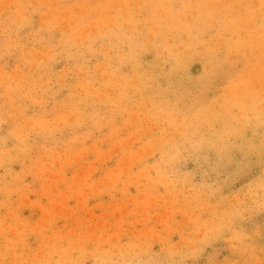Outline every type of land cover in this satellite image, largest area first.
Returning <instances> with one entry per match:
<instances>
[{
  "label": "rangeland",
  "instance_id": "rangeland-1",
  "mask_svg": "<svg viewBox=\"0 0 264 264\" xmlns=\"http://www.w3.org/2000/svg\"><path fill=\"white\" fill-rule=\"evenodd\" d=\"M3 1L0 264H264V87L259 89L264 86V0H87L89 5L86 0ZM104 63L112 65L111 69L109 65L103 67ZM143 79L150 85L146 86ZM84 80H89V89ZM77 96L82 98L80 102ZM142 99L145 105H153L143 106ZM151 120L158 124H151ZM124 124L132 125L131 129ZM132 138L135 140L131 142Z\"/></svg>",
  "mask_w": 264,
  "mask_h": 264
},
{
  "label": "bare ground",
  "instance_id": "bare-ground-1",
  "mask_svg": "<svg viewBox=\"0 0 264 264\" xmlns=\"http://www.w3.org/2000/svg\"><path fill=\"white\" fill-rule=\"evenodd\" d=\"M0 1L2 2V0H0ZM4 1H5V0H4ZM4 1H3V3H4ZM15 1H16V0H15ZM32 1H33V0H32ZM35 1H36V0H35ZM58 1H59V0H58ZM66 1H67V0H66ZM80 1H81L80 3H83L82 0H80ZM93 1L95 2V0H93ZM101 1H102V0H101ZM115 1H116V0H115ZM118 1H119V0H118ZM118 1H117V2H118ZM123 1H124V0H123ZM123 1H122V2H123ZM146 1H147V0H145L144 2H146ZM151 1H152V0H151ZM153 1H154V0H153ZM162 1H163V0H162ZM184 1H185V0H184ZM226 1H227V0H226ZM258 1H259V0H258ZM29 2H31V1H29ZM49 2H50V1H49ZM49 2H47V3H49ZM52 2H53V1H52ZM55 2H56V1H55ZM84 2H85V1H84ZM87 2H88V1L86 0V3H87ZM89 2H91V1H89ZM97 2H98V1H97ZM97 2H96V3H97ZM111 2H112V1H111ZM117 2H116V3H117ZM130 2H131V1H130ZM141 2H142V1H141ZM149 2H150V0H149ZM149 2H148V3H149ZM156 2H157V1H156ZM158 2H159V1H158ZM166 2H167V1H166ZM166 2H165V3H166ZM185 2H186V1H185ZM221 2H222V1H221ZM231 2H232V1H231ZM19 3H20V2H19ZM59 3H62V2H59ZM77 3H79V1H78ZM80 3H79V4H80ZM102 3H103V2H102ZM104 3H105V2H104ZM120 3H121V2H120ZM131 3H132V2H131ZM160 3H161V2H160ZM178 3H179V2H178ZM223 3H224V2H223ZM245 3H246V2H245ZM260 3H261V2H259V4H260ZM4 4H5V3H4ZM6 4H7V3H6ZM11 4H13V2H12ZM29 4H30V3H29ZM29 4H27V5H29ZM49 4H50V3H49ZM62 4H63V3H62ZM74 4H75V3H74ZM87 4H88V3H87ZM94 4H95V3H94ZM121 4L123 5V3H121ZM136 4H138L137 1H136ZM142 4H143V2H142ZM150 4H151V3H150ZM156 4H157V3H156ZM209 4L212 5L211 2H209ZM209 4H208V5H209ZM225 4H226V3H225ZM225 4H224V5H225ZM261 4H262V3H261ZM57 5H58V2H57ZM80 5H81V4H80ZM83 5L86 7V4H83ZM88 5H89V4H88ZM88 5H87V6H88ZM91 5H92V4H91ZM103 5L105 6V4H103ZM107 5H108V3H107ZM107 5H106V7H107ZM110 5H111V4H110ZM112 5H113V4H112ZM115 5H116V4H115ZM115 5H114V6H115ZM134 5H135V4H134ZM148 5H149V4H148ZM152 5H153V4H152ZM163 5H164V7L168 6L167 4L165 5L164 3H163ZM163 5H162V6H163ZM179 5H180V3H179ZM231 5H232V4H231ZM231 5H230V6H231ZM235 5H236V3L234 4V6H235ZM238 5H240V4H238ZM242 5H243V4H242ZM7 6H8V4H7ZM19 6H20V5H19ZM29 6H30V5H29ZM39 6H40V5H39ZM39 6H37V7H39ZM45 6H46V5H45ZM45 6H44V7H45ZM69 6H70V5H69ZM77 6H78V5H77ZM108 6H109V5H108ZM116 6H117V5H116ZM131 6H132V5H131ZM140 6H141V5H140ZM150 6H151V5H150ZM157 6H158V5H157ZM175 6H176V5H175ZM216 6H218V5L216 4ZM261 6H262V5H261ZM16 7H17V6H16ZM16 7H15V8H16ZM35 7H36V6H35ZM42 7H43V6H42ZM52 7H53V6H52ZM71 7H72V6H71ZM74 7H75V6H74ZM88 7H90V6H88ZM101 7H102V6H101ZM111 7H112V6H111ZM111 7H110V8H111ZM137 7H138V6H137ZM137 7H136V8H137ZM168 7H169V6H168ZM235 7H236V6H235ZM254 7H255V6H254ZM254 7H253V8H254ZM256 7H257V6H256ZM55 8H57V6H56ZM55 8H54V9H55ZM110 8H109V9H110ZM130 8H131V7H129V10H130ZM159 8H160V7H159ZM159 8H157V10H158ZM173 8H174V7H173ZM51 9H53V8H51ZM57 9H58V8H57ZM60 9H61V8H60ZM67 9H68V8H67ZM88 9H89V8H88ZM93 9H94V8H93ZM106 9H107V8H106ZM106 9L104 8V10H106ZM109 9H108V10H109ZM112 9H117V8H114V7H113ZM123 9H124V7H123ZM123 9H122V10H123ZM133 9H134V8H133ZM140 9H141V7H140ZM198 9H200V8H198ZM219 9H220V8H219ZM219 9H218V10H219ZM235 9H236V8H235ZM239 9H240V8H239ZM242 9H243V7H242ZM64 10H65V8H64ZM80 10H81V9H80ZM126 10H127V9H126ZM129 10H128V11H129ZM152 10H153V9H152ZM152 10L150 9L151 12H152ZM155 10H156V9H155ZM162 10H163V9H162ZM162 10H159V11H162ZM258 10H259V9H258ZM8 11H9V9H8ZM39 11H40V9H39ZM39 11H38V12H39ZM41 11H42V10H41ZM48 11L50 12V10H48ZM51 11H52V10H51ZM60 11H61V10H60ZM82 11H83V10H82ZM82 11H81V12H82ZM109 11H111V10H109ZM112 11H113V10H112ZM118 11H119V9H118ZM124 11H125V9H124ZM131 11H132V9H131ZM222 11H223V10H222ZM10 12H11V11H10ZM32 12H33V11H32ZM56 12H57V11H55V13H56ZM61 12H62V11H61ZM90 12H91V11H90ZM95 12H96V10H95ZM102 12H103V11H102ZM106 12H107V10H106ZM126 12H127V11H126ZM135 12H136V9H135ZM137 12H138V10H137ZM137 12H136V13H137ZM144 12H145V11H144ZM164 12H165V11H164ZM164 12H162V13L164 14ZM258 12H259V11H258ZM8 13H9V12H8ZM8 13H7V14H8ZM33 13H34V12H33ZM33 13H32V14H33ZM40 13H42V12H40ZM50 13L52 14V12H50ZM71 13H72V12H71ZM84 13H85V11H84ZM117 13H118V12H117ZM149 13H150V12H148V14H149ZM203 13H204V12H203ZM259 13H260V12H259ZM262 13H263V12H262ZM262 13H261V14H262ZM14 14H15V13H14ZM58 14H60V13H58ZM58 14H57V15H58ZM72 14H73V13H72ZM72 14H70V15H72ZM86 14H88V12H87ZM100 14H101V12H100ZM109 14H110V13H109ZM127 14H128V13H127ZM130 14H131V13H130ZM132 14H135L134 11L132 12ZM138 14H139V13H138ZM138 14H136V15H138ZM159 14H161V13H159ZM159 14H157V15H159ZM206 14H207V12H206ZM36 15H37V14H36ZM43 15H44V14H43ZM52 15H53V14H52ZM90 15H91V14H90ZM101 15H102V14H101ZM110 15H111V14H110ZM118 15H119V14H118ZM120 15H122L121 12H120ZM136 15H135V16H136ZM164 15H165V14H164ZM50 16H51V15H50ZM67 16H68V15H67ZM73 16H74V15H73ZM73 16H72V17H73ZM78 16H79V15H78ZM86 16H87V15H86ZM94 16H95V15H94ZM94 16H93V17H94ZM114 16H115V15H114ZM114 16H113V17H114ZM122 16H124V15H122ZM133 16H134V15H133ZM180 16H181V15H180ZM231 16H232V15H231ZM250 16H251V15H249L248 17H250ZM260 16H261V15H260ZM20 17H21V16H20ZM76 17H77V16H76ZM82 17H83V16H82ZM90 17H92V16H89V18H90ZM97 17H98V16H97ZM107 17H108V16H107ZM107 17H106V18H107ZM129 17H130V16H129ZM157 17H158V16H157ZM157 17L155 16V18H157ZM162 17H163V16H162ZM168 17H169V16H168ZM12 18H13V17H12ZM39 18H40V17H39ZM60 18H62V17L60 16ZM125 18H127V15L125 16ZM194 18H195V17H194ZM230 18H231V17H230ZM258 18H259V17H258ZM16 19H17V18H16ZM76 19H77V18H76ZM76 19H75V20L73 19V20L76 21ZM79 19L81 20V18H79ZM79 19H78V20H79ZM87 19H88V16H87ZM122 19H123V18H122ZM188 19H189V18H188ZM191 19H192V18H191ZM243 19H244V18H243ZM256 19H257V18H256ZM259 19H260V18H259ZM44 20H45V19H44ZM46 20H47V19H46ZM55 20H56V19H55ZM58 20H59V19H58ZM69 20H70V19H68V20H66V21H69ZM107 20H108V19H107ZM109 20H111V19H109ZM116 20H118V19L116 18ZM139 20H140V19H139ZM192 20H193V19H192ZM192 20H191V21H192ZM203 20H204V19H203ZM9 21H10V20H9ZM15 21H17V20H15ZM74 21H73V23H75ZM83 21H84V20H82V22H83ZM85 21H86V20H85ZM88 21H90V20H88ZM88 21H86V23H88ZM91 21H92V20H91ZM95 21H96V20H95ZM104 21H105V20H104ZM127 21H128V20H127ZM141 21H142V20H141ZM174 21H175V20H174ZM259 21H260V20H259ZM37 22H38V21H37ZM40 22H41V21H40ZM40 22H39V23H40ZM45 22H46V21H45ZM53 22H55V21L53 20ZM70 22H71V21H70ZM82 22H81V24H83ZM111 22H112V21H111ZM121 22H122V21H121ZM153 22H154V21H153ZM168 22H169V21H168ZM212 22H213V21H212ZM250 22H251V21H250ZM43 23H44V22H43ZM43 23H41V24H43ZM65 23H66V22H65ZM65 23H64V24H65ZM78 23H79V22H78ZM84 23H85V22H84ZM104 23H105V22H104ZM104 23H103V24H104ZM145 23H146V22H145ZM191 23H192V22H191ZM219 23H220V22H219ZM221 23H222V22H221ZM5 24H6V23H5ZM54 24H55V23H54ZM69 24H70V23H69ZM76 24H77V23H76ZM100 24H101V22H100ZM110 24H111V23H110ZM114 24H115V23H114ZM126 24H127V23H126ZM139 24H140V23H139ZM143 24H144V23H143ZM155 24H156V23H155ZM168 24H169V23H168ZM175 24H176V22H175ZM255 24H256V22H255ZM255 24H254V25H255ZM45 25H46V24H45ZM55 25H56V24H55ZM55 25H54V26H55ZM77 25H78V24H77ZM107 25H108V24L106 23V26H107ZM118 25H119V23H118ZM120 25H121V24H120ZM128 25H130V24H128ZM148 25H149V24H148ZM173 25H174V24H173ZM249 25H250V24H249ZM3 26H4V25H3ZM12 26H13V25H12ZM52 26H53V25H52ZM74 26H75V24H74ZM86 26H87V25H86ZM98 26H99V25H98ZM108 26H109V25H108ZM110 26H112V25H110ZM121 26H122V25H121ZM124 26H126V25H124ZM150 26H152V25H150ZM150 26H149V27H150ZM209 26H210V25H209ZM65 27H66V26H65ZM70 27H71V26H70ZM89 27H90V25H89ZM89 27L87 26V29H88ZM149 27H147V28H149ZM161 27H162V26H161ZM213 27H214V26H213ZM255 27H256V26H255ZM46 28H47V27H46ZM71 28H72V27H71ZM73 28H74V27H73ZM142 28H144V27H142ZM151 28H152V27H151ZM168 28H171V26L168 27ZM172 28H173V27H172ZM51 29H52V27H51ZM82 29H83V28H82ZM90 29H91V28H90ZM93 29H94V28H93ZM114 29H116V28H114ZM134 29H135V28H134ZM155 29H156V28H155ZM155 29H154V30H155ZM161 29H162V28H161ZM182 29H183V28H182ZM252 29H253V28H252ZM109 30H110V29H109ZM149 30H150V29H149ZM157 30H158V29H157ZM159 30H160V29H159ZM185 30H186V28H185ZM185 30H184V31H185ZM228 30H229V29H228ZM36 31H37V30H36ZM63 31H64V30H63ZM63 31H62V32H63ZM65 31H66V30H65ZM95 31H96V30H95ZM129 31H131V30H129ZM205 31H206V30H205ZM210 31H211V30H210ZM53 32H54V31H53ZM58 32H59V31H58ZM62 32H61V33H62ZM88 32H90V31H88ZM98 32H99V31H98ZM98 32H97V34H98ZM101 32H102V31H101ZM248 32H249V31H248ZM77 33H78V32H77ZM77 33H76V34H77ZM95 33H96V32H95ZM95 33H93V34H95ZM207 33H208V32H207ZM228 33H229V32H228ZM228 33H227V34H228ZM241 33H242V31H241ZM246 33H247V32H246ZM257 33H258V32H257ZM259 33H260V32H259ZM35 34H36V33H35ZM65 34H66V33H65ZM69 34H70V33H69ZM71 34H72V32H71ZM78 34H79V33H78ZM80 34H81V33H80ZM93 34H92V35H93ZM100 34H101V33H100ZM103 34H104V33H103ZM133 34H134V33H133ZM140 34H141V33H140ZM181 34H182V32H181ZM189 34H191V33H189ZM229 34H230V33H229ZM58 35H59V33H58ZM122 35L124 36V34H122ZM126 35L129 36V34H127V32H126ZM137 35H138V34H137ZM141 35H142V34H141ZM191 35H193V34H191ZM191 35H190V36H191ZM242 35H243V34H242ZM10 36H11V35H10ZM61 36H62V35H61ZM61 36H60V37H61ZM63 36H64V34H63ZM65 36H66V35H65ZM67 36H68V35H67ZM73 36H74V35H73ZM90 36H91V35H90ZM94 36H95V35H94ZM106 36H107V35H106ZM110 36H111V35H110ZM201 36H202V35H201ZM54 37H55V36H54ZM83 37H84V36H83ZM135 37H136V36H135ZM138 37H139V36H138ZM140 37H141V36H140ZM149 37H151V36H149ZM156 37H157V36H156ZM158 37H159V36H158ZM158 37H157V38H158ZM162 37H163V36H162ZM216 37H217V36H216ZM16 38H17V36H16ZM49 38H50V37H49ZM68 38H69V37H68ZM68 38H67V39H68ZM87 38H88V37H87ZM89 38H90V37H89ZM89 38H88V39H89ZM180 38H181V37H180ZM240 38H242V37H240ZM27 39H28V38H27ZM38 39H39V38H38ZM60 39H61V38H60ZM60 39H59V40H60ZM63 39H65V38L63 37ZM70 39H71V37H70ZM76 39H78V37H77ZM88 39H87V40H88ZM181 39H183V38H181ZM186 39H187V38H186ZM68 40H69V39H68ZM83 40H84V39H83ZM83 40H82V41H83ZM85 40H86V39H85ZM123 40H125V39H123ZM141 40H142V39H141ZM149 40L151 41V38H150ZM188 40H189V39H188ZM27 41L29 42V40H27ZM89 41H90V40H89ZM91 41H92V40H91ZM91 41H90V42H91ZM99 41H100V40H99ZM109 41H110V40H109ZM176 41H177V40H176ZM186 41H187V40H186ZM220 41H221V40H220ZM75 42H76V41H75ZM80 42H81V41H80ZM80 42H79V43H80ZM152 42H153V41H152ZM158 42H159V41H158ZM191 42H192V41H191ZM218 42H219V41H218ZM221 42H223V41H221ZM229 42H230V41H229ZM59 43H61V42L59 41ZM62 43H63V42H62ZM70 43H72V42H70ZM73 43H74V42H73ZM156 43H157V42H156ZM170 43H171V42H170ZM176 43H177V42H176ZM31 44H32V43H31ZM33 44H34V43H33ZM49 44H50V42H49ZM63 44H64V43H63ZM145 44H146V42H145ZM191 44H192V43H191ZM6 45H7V44H6ZM36 45H37V44H36ZM50 45H51V44H50ZM58 45L60 46V44H58ZM67 45H68V44H67ZM74 45H76V43H75ZM77 45H78V44H77ZM77 45H76V47H77ZM172 45H173V44H172ZM187 45H189V44H187ZM198 45H199V44H198ZM25 46H26V45H25ZM25 46H24V47H25ZM53 46H54V45H53ZM55 46H57V45H55ZM79 46H80V44H79ZM82 46H84V44H83ZM145 46H146V45H145ZM166 46H167V45H166ZM190 46H191V45H190ZM221 46H222V44H221ZM51 47H52V46H51ZM65 47H66V46H65ZM65 47H64V49H65ZM68 47H69V45H68ZM94 47H95V46H94ZM125 47H126V45H125ZM177 47H178V46H177ZM180 47H182V46H180ZM214 47H215V46H214ZM10 48H11V47H10ZM31 48H32V47H31ZM31 48H30V49H31ZM71 48H72V47H71ZM78 48H79V47H78ZM82 48H83V47H82ZM91 48H93V47H91ZM91 48H89V49H91ZM103 48H104V47H103ZM119 48H120V47H119ZM172 48H173V46H172ZM191 48H192V47H191ZM25 49H26V48H25ZM58 49H59V48H58ZM64 49H63V50H64ZM73 49H74V48H73ZM76 49H77V48H76ZM99 49L101 50V47H99ZM99 49H97V50H99ZM113 49H114V48H113ZM121 49H122V47H121ZM121 49H120V51H122ZM165 49H166V48H165ZM175 49H177V48H175ZM178 49H179V47H178ZM195 49H196V48H195ZM203 49H204V48H203ZM3 50H5V49H3ZM33 50H34V49H33ZM80 50H81V49H80ZM104 50H105V49H104ZM117 50H118V49H117ZM136 50H138V49H136ZM182 50H183V49H182ZM193 50H194V49H193ZM231 50H232V49H231ZM66 51H67V50H66ZM70 51H71V49H70ZM90 51H91V50H90ZM118 51H119V50H118ZM118 51H117L116 53H118ZM120 51H119V53H120ZM124 51H125V50H124ZM41 52H42V51H41ZM53 52H54V51H53ZM55 52H56V51H55ZM76 52H78V51H76ZM104 52H105V51H104ZM107 52H108V51H107ZM109 52H110V51H109ZM109 52H108V54H109ZM180 52H181V51H180ZM184 52H187V51H184ZM256 52H257V51H256ZM256 52H255V53H256ZM36 53H37V52H36ZM70 53H71V52H70ZM84 53H85V52H84ZM101 53H103V52H101ZM112 53H113V52H112ZM114 53H115V52H114ZM114 53H113V54H114ZM168 53H169V52H168ZM191 53L193 54L192 51H191ZM223 53H224V52H223ZM15 54H16V53H15ZM30 54H32V53H30ZM86 54H87V53H86ZM174 54H175V53H174ZM215 54L217 55L218 53H215ZM52 55H54V54H52ZM62 55H63V54H62ZM62 55H61V56H62ZM83 55H85V54H82V56H83ZM124 55H125V54H124ZM150 55H151V54H150ZM150 55H149V56H150ZM189 55H190V54H189ZM247 55H248V53H247ZM257 55H258V54H257ZM257 55H256V56H257ZM28 56H29V55H28ZM105 56H106V54H105ZM111 56H112V55H111ZM122 56H123V54H122ZM164 56H165V55H164ZM223 56H224V55H223ZM248 56H249V55H248ZM83 57H84V56H83ZM97 57H98V56H97ZM107 57H108V56H107ZM139 57H141V56H139ZM142 57H143V56H142ZM162 57H163V56H161V58H162ZM173 57H174V56H173ZM188 57H189V56H188ZM196 57H197V56H196ZM212 57L214 58V56H212ZM219 57H220V56H218L217 58H219ZM27 58H28V57H27ZM46 58H47V57H46ZM50 58H51V57H50ZM54 58H55V57H54ZM56 58H57V57H56ZM64 58H65V57H64ZM69 58H70V57H69ZM75 58H76V57H75ZM89 58H90V57H89ZM91 58H92V57H91ZM108 58H109V57H108ZM256 58H257V57H256ZM79 59H80V58H79ZM93 59H94V58H93ZM115 59H116V58H115ZM124 59H125V58H124ZM232 59H233V57H232ZM246 59H247V57H246ZM35 60H36V59H35ZM42 60H43V59H42ZM47 60H48V59H47ZM52 60H53V57H52ZM70 60H71V59H70ZM75 60H76V59H75ZM89 60H90V59H89ZM99 60H100V59H99ZM105 60H106V59H105ZM146 60H147V59H146ZM200 60H201V59H200ZM237 60H238V59H237ZM254 60H255V57H254ZM20 61H21V60H20ZM39 61H40V60H39ZM67 61H68V60H67ZM83 61H84V60H83ZM83 61H82V62H83ZM97 61H98V60H97ZM109 61H110V60H109ZM114 61H115V60H114ZM130 61H131V60H130ZM136 61H137V60H136ZM32 62H33V61H32ZM35 62H36V61H35ZM45 62H46V61H45ZM51 62H53V61H51ZM73 62H74V61H73ZM84 62H85V61H84ZM84 62H83V63H84ZM86 62L88 63L89 61H86ZM90 62H91V61H90ZM119 62H120V61H119ZM138 62H139V61H138ZM171 62H172V61H171ZM171 62H170V63H171ZM36 63H37V62H36ZM42 63H43V62H42ZM47 63H48V62H47ZM49 63H50V62H49ZM67 63H68V62H67ZM69 63H70V62H69ZM87 63H86V64H87ZM99 63H100V62H99ZM117 63H118V62H117ZM194 63H195V62H194ZM214 63H215V62H214ZM214 63H213V65H214ZM45 64H46V63H45ZM77 64H78V63H77ZM79 64H80V63H79ZM89 64H90V63H89ZM101 64H102V63H101ZM107 64H108V63H107ZM172 64H173V63H172ZM242 64H243V63H242ZM242 64H241V65H242ZM251 64H252V63H251ZM39 65H40V64H39ZM95 65H97V64H95ZM108 65H109V64H108ZM108 65H106V66H108ZM114 65H117V64H114ZM145 65H146V64H145ZM211 65H212V64H211ZM213 65H212V66H213ZM227 65H229V64H227ZM236 65H237V64H236ZM252 65H253V64H252ZM30 66H32V65H30ZM65 66H66V65H65ZM68 66H69V65H68ZM79 66H80V65H79ZM101 66H102V65H101ZM104 66H105V63H104V65H103V67H104ZM106 66H105V67H106ZM110 66H112V65H109V67H110ZM121 66H122V65H121ZM146 66H147V65H146ZM146 66H144V68H145ZM188 66H189V65H188ZM248 66H249V65H248ZM248 66H247V67H248ZM256 66H257V65H256ZM24 67H25V66H24ZM46 67H48V66L46 65ZM92 67H93V66H92ZM109 67H107V69H109ZM113 67H115V66H113ZM147 67H148V66H147ZM166 67H169V66H166ZM225 67H226V66H225ZM235 67H237V66H235ZM240 67H241V66H240ZM252 67H253V66H252ZM39 68H40V67H39ZM84 68H85V67H84ZM99 68H101V67H99ZM115 68H116V67H115ZM156 68H157V67H156ZM163 68H164V67H163ZM163 68H162V69H163ZM41 69H42V68H41ZM48 69H49V67H48ZM48 69H47V70H48ZM70 69H71V68H70ZM81 69H82V68H81ZM81 69H80V71H81ZM85 69L87 70V68H85ZM110 69H111V67H110ZM120 69H122V68H120ZM126 69H127V68H126ZM137 69H138V68H137ZM149 69H150V67H149ZM151 69H152V68H151ZM157 69H158V68H157ZM225 69H226V68H225ZM234 69H235V68H234ZM234 69H233V70H234ZM244 69H245V68H244ZM255 69H256V68H255ZM18 70H19V69H18ZM38 70H40V69H38ZM44 70H45V69H44ZM72 70H73V69H72ZM72 70H71V71H72ZM75 70H76V69H75ZM86 70H85V71H86ZM92 70H93V69H92ZM99 70H102V69H99ZM139 70H140V68H139ZM238 70H239V69H238ZM245 70H247V69H245ZM262 70H263V69H262ZM29 71H30V70H29ZM29 71H28V72H29ZM67 71H68V70H67ZM157 71H158V70H157ZM185 71H186V70H185ZM199 71H200V70H199ZM243 71H244V70H243ZM250 71H251V70H250ZM250 71H249V72H250ZM257 71H258V70H257ZM12 72H13V70H12ZM12 72H11V73H12ZM36 72H37V71H36ZM39 72H40V71H39ZM69 72H70V71H69ZM72 72H73V71H72ZM74 72H75V71H74ZM81 72H82V71H81ZM89 72H90V70H89ZM97 72H98V71H97ZM102 72H104V71H102ZM106 72H107V71H106ZM155 72H156V71H155ZM228 72H229V71H228ZM231 72H232V71H231ZM236 72H237V71H236ZM244 72H245V71H244ZM246 72H247V71H246ZM246 72H245V73H246ZM253 72H254V71H253ZM253 72H251V74H252ZM259 72H261V71L259 70ZM259 72H257V73L259 74ZM11 73H10V74H11ZM20 73H21V72H20ZM30 73H31V72H30ZM30 73H29V74H30ZM100 73H101V72H100ZM109 73L111 74V72H109ZM129 73H130V72H129ZM150 73H151V72H150ZM218 73H219V72H218ZM257 73H256V74H257ZM16 74H17V73H16ZM22 74H23V71H22ZM29 74H28V75H29ZM40 74H41V73H40ZM47 74H49V71H48ZM75 74H77V73H75ZM81 74H82V73H81ZM81 74H80V75H81ZM86 74H87V73H86ZM92 74H93V73H92ZM104 74H105V73H104ZM2 75H3V74H2ZM33 75H34V74H33ZM33 75H32V76H33ZM42 75H43V74H42ZM53 75H54V74H53ZM88 75H89V74H88ZM113 75H114V74H113ZM115 75H116V73H115ZM130 75H131V74H130ZM132 75H133V74H132ZM135 75H136V74H135ZM135 75H133V76H135ZM143 75H144V74H142L141 76H143ZM193 75H194V74H193ZM247 75H248V74H247ZM262 75H263V74H262ZM21 76H22V75H21ZM37 76H39V75H37ZM49 76H50V75H49ZM49 76H48V77H49ZM54 76H55V75H54ZM54 76H53V77H54ZM75 76H76V75H75ZM86 76H87V75H86ZM86 76H85V77H86ZM89 76H91V74H90ZM89 76H88V78H89ZM124 76H125V75H124ZM136 76H137V75H136ZM136 76H135V77H136ZM214 76H215V75H214ZM13 77H14V76H13ZM17 77H18V76H17ZM33 77H34V76H33ZM42 77H43V76H42ZM80 77H82V76H80ZM80 77H79V78H80ZM98 77H99V76H98ZM115 77H116V76H115ZM121 77H122V76H121ZM128 77H130V76H128ZM128 77H127V78H128ZM135 77H134V78H135ZM161 77H162V76H161ZM176 77H177V76H176ZM218 77H220V76H218ZM223 77H224V76H223ZM240 77H241V76H240ZM256 77H257V76H256ZM39 78H40V76H39ZM44 78H45V77H44ZM44 78H42V79H44ZM58 78L60 79V77H58ZM82 78H83V77H82ZM86 78H87V77H86ZM86 78H85V79H86ZM100 78H101V77H100ZM108 78H109V77H108ZM130 78H131V77H130ZM141 78H142V77H141ZM143 78H144V76H143ZM183 78H184V77H183ZM193 78H194V77H193ZM245 78H246V77H245ZM252 78H253V77H252ZM252 78H251L250 80L254 82L255 80H252ZM259 78H260V77H259ZM20 79H21V78H20ZM46 79H47V78H46ZM49 79H50V78H49ZM54 79H55V78H54ZM62 79H63V78H62ZM73 79H74V77H73ZM97 79H98V78H97ZM103 79H104V76H103ZM106 79H107V78H106ZM116 79H118V78L116 77ZM123 79H124V78H123ZM128 79H129V78H128ZM218 79H219V78H218ZM246 79H247V78H246ZM0 80H1V79H0ZM18 80H19V79H18ZM23 80H24V79H23ZM60 80H61V79H60ZM71 80H72V79H71ZM107 80H108V79H107ZM109 80H111V79H109ZM119 80H120V79H119ZM129 80H130V79H129ZM129 80H128V82H129ZM131 80H132V79H131ZM173 80H174V79H173ZM234 80H235V79H234ZM248 80H249V79H247V81H248ZM260 80H261V79H260ZM1 81H2V80H1ZM6 81H7V80H6ZM31 81H32V80H31ZM38 81H39V80H38ZM51 81H52V79H51ZM68 81H69V80H68ZM74 81H75V80H74ZM86 81H87V80H86ZM97 81H98V80H97ZM111 81H112V80H111ZM120 81H122V80H120ZM138 81L140 82V80H138ZM138 81H137L136 84H139ZM141 81H142V80H141ZM143 81L146 82V81H148V79H147V80H146V79H145V80L143 79ZM151 81H152V80H151ZM262 81H263V80H262ZM13 82H14V80H13ZM16 82H18V81H16ZM21 82H22V81H21ZM28 82H29V80H28ZM39 82H40V81H39ZM47 82H48V80H46V85H48ZM84 82H85V80H84ZM87 82H89V80H88ZM87 82H85V84H83V85H87V84H86ZM101 82H102V81H101ZM107 82H108V81H105V82H103V83L108 84L109 82H108V83H107ZM130 82H131V81H130ZM130 82H129V84H130ZM144 82H143V83H144ZM149 82H150V81H149ZM162 82L164 83V81H162ZM172 82H173V81H172ZM175 82H176V81H175ZM4 83H5V82H4ZM33 83H34V82H33ZM53 83H54V82H53ZM53 83H51V84H53ZM71 83H72V82H71ZM90 83H91V82H90ZM111 83H112V82H111ZM111 83H110V84H111ZM114 83H117V82H114ZM124 83H125V82H124ZM140 83H141V82H140ZM163 83H162V84H163ZM177 83H178V82H177ZM183 83H184V82H183ZM212 83H213V82H212ZM231 83H233V82H231ZM255 83H256V82H255ZM261 83H264V81L261 82ZM16 84H17V83H16ZM35 84H36V83H35ZM44 84H45V83H44ZM51 84H50V85H51ZM56 84H57V83H56ZM61 84H62V83H61ZM64 84L67 85L68 83H66V82L64 81ZM73 84H75V83H73ZM80 84H81V83H80ZM100 84H101V83H100ZM110 84H109V86H110ZM131 84H133V83H131ZM136 84H135V85H136ZM188 84H189V83H188ZM244 84H245V83H244ZM258 84H259V82H258ZM3 85H4V84H3ZM20 85H21V84H20ZM22 85H23V83H22ZM33 85H34V84H33ZM50 85H49V86H50ZM90 85H91V84H90ZM96 85H97V86H103V84H102V85H98V84H96ZM112 85H114V84H112ZM118 85H119V84H118ZM127 85H128V84H127ZM144 85H145V84H144ZM147 85L149 86L150 83L148 84V83L146 82V86H147ZM163 85H164V84H163ZM185 85H186V84H185ZM222 85H223V84H222ZM238 85H239V84H238ZM249 85H250V84H249ZM249 85H248V86H249ZM260 85H261V84H260ZM27 86H28V85H27ZM87 86H88V85H87ZM97 86H96V87H97ZM109 86H105V87H109ZM114 86H115V85H114ZM136 86H138V85H136ZM151 86H152V85H151ZM175 86H176V85H175ZM195 86H196V85H195ZM209 86H210V85H209ZM212 86H213V85H212ZM254 86H255V85H254ZM256 86H257V85H256ZM74 87H75V85H74ZM90 87H91V86H90ZM90 87L88 86V89H89ZM110 87H111V86H110ZM110 87H109V88H110ZM167 87H168V86H167ZM192 87H193V86H192ZM200 87H201V86H200ZM235 87H237V86H235ZM263 87H264V86L259 87V89H260V88H263ZM14 88H16V87L14 86ZM28 88H29V87H28ZM39 88H41V86H40ZM43 88H44V86H43ZM69 88H71V86H70ZM92 88H93V87H92ZM92 88H91V89H92ZM103 88H104V87H103ZM112 88H113V86H112ZM115 88H116V86H115ZM117 88H120V87H117ZM121 88H122V87H121ZM126 88H127V86H126ZM132 88H133V87H132ZM145 88H146V87H145ZM152 88H153V87H152ZM171 88H172V87H171ZM183 88H184V87H183ZM232 88H233V86H232ZM249 88H251V87L249 86ZM23 89H24V86H23ZM30 89H31V88H30ZM30 89H29V90H30ZM46 89H47V88H46ZM51 89H52V87H51ZM88 89H87V90H88ZM93 89H94V88H93ZM96 89H97V88H96ZM110 89H111V88H110ZM130 89H131V86H130ZM134 89H135V88H134ZM16 90H17V89H16ZM18 90H19V89H18ZM34 90L36 91V89H34ZM42 90H43V89H42ZM71 90H72V89H71ZM79 90H80V89H79ZM100 90H101V89H100ZM100 90H98V93H99ZM105 90H106V89H105ZM111 90H112V89H111ZM113 90H114V89H113ZM113 90H112V92H113ZM124 90H125V88H124ZM127 90H128V89H127ZM132 90H133V89H132ZM132 90H130V92H132ZM140 90H141V89H140ZM218 90H219V89H218ZM232 90H233V89H232ZM234 90H235V89H234ZM242 90H243V89H242ZM255 90H256V89H255ZM21 91H22V90H21ZM31 91H32V90H31ZM31 91H30V92H31ZM37 91H38V90H37ZM40 91H41V90H40ZM45 91H46V90H45ZM72 91H73V90H72ZM81 91H82V90H81ZM84 91H85V90H84ZM90 91H91V90H90ZM102 91L104 92V90H102ZM106 91H107V90H106ZM106 91H105V92H106ZM108 91H109V90H108ZM108 91H107V92H108ZM114 91H115V90H114ZM117 91H118V90H117ZM133 91H134V90H133ZM193 91H194V89H193ZM240 91H241V90H240ZM240 91H239V92H240ZM256 91H257V90H256ZM259 91H260V90H259ZM259 91H258V92H259ZM19 92H20V91H19ZM76 92H77V91H76ZM85 92H86V91H85ZM92 92H93V91H92ZM96 92H97V91H96ZM118 92H119V91H118ZM121 92H122V89H121ZM148 92H149V91H148ZM170 92H171V91H170ZM195 92H197V91H195ZM210 92H211V91H210ZM241 92H242V91H241ZM243 92H244V90H243ZM246 92H247V91H246ZM253 92H255L254 89H253ZM21 93H22V92H21ZM32 93H33V92H32ZM43 93H44V92H43ZM43 93H42V94H43ZM45 93H46V92H45ZM45 93H44V95H45ZM48 93H49V92H48ZM51 93H52V92H51ZM74 93H75V92H74ZM101 93H102V92H101ZM123 93L126 94V92H123ZM123 93H122V94H123ZM136 93H137V92H136ZM153 93H155V92H153ZM168 93H169V92H168ZM233 93H236V96H237V92H233ZM16 94H17V93H16ZM26 94H27V93H26ZM30 94H31V93H29L28 95H30ZM37 94H38V93H37ZM59 94H60V93H59ZM88 94H89V93H88ZM90 94H91V92H90ZM90 94H89V96H90ZM105 94H106V93H105ZM107 94H110V92L107 93ZM115 94H116V93H115ZM120 94H121V93L119 92V98L121 97ZM127 94H128V92H127ZM137 94H138V93H137ZM137 94H136V95H137ZM139 94H140V93H139ZM205 94H206V93H205ZM210 94H211V93H210ZM227 94H228V93H227ZM230 94H232V93L230 92ZM251 94H252V93H251ZM253 94H254V93H253ZM260 94H262V93H260ZM7 95H8V94H7ZM23 95H24V94H23ZM28 95H26L25 97H27ZM50 95H51V94H50ZM72 95H73V94H72ZM103 95H104V93H103ZM117 95H118V94H117ZM144 95H145V94H144ZM152 95H153V94H152ZM199 95H200V94H199ZM211 95H213V94H211ZM214 95H215V94H214ZM247 95H249L248 92H247ZM30 96H31V95H30ZM30 96H29V97H30ZM46 96H47V95H45V97H46ZM87 96H88V95H87ZM92 96H93V95H92ZM106 96H107V95H106ZM106 96L104 97L105 99H106ZM125 96H126V95H125ZM138 96H140V95L135 96V98L138 97ZM149 96H150V95H149ZM156 96H157V95H156ZM204 96H205V95H204ZM207 96H208V95H207ZM238 96H239V95H238ZM240 96H242V95H240ZM251 96H252V95H251ZM254 96H255V95H254ZM34 97H35V96H34ZM37 97H38V96H37ZM70 97H71V96H70ZM83 97H84V96H83ZM101 97H102V96H101ZM110 97H111V96H110ZM114 97H115V96H114ZM122 97H123V95H122ZM132 97H133V96H132ZM132 97L129 96L128 98H132ZM146 97H147V96H146ZM152 97H153V96H152ZM160 97H161V96H160ZM168 97H169V96H168ZM231 97H232V96H231ZM8 98H10V97H8ZM31 98H32V96H31ZM50 98H51V97H50ZM59 98H60V97H59ZM77 98H78V96H77ZM89 98H90V97H89ZM95 98H96V97H95ZM104 98H103V99H104ZM115 98H116V97H115ZM139 98H140V97H138V99H139ZM150 98H151V96H150ZM154 98H155V97H154ZM166 98H167V97H166ZM170 98H171V97H170ZM195 98H196V97H195ZM199 98H200V97H199ZM199 98H198V99H199ZM208 98H209V96H208ZM235 98H236V97H235ZM263 98H264V97H263ZM263 98H261V99H263ZM38 99H39V98H38ZM40 99H41V98H40ZM55 99H56V98H55ZM78 99H79V102H80V100H81L82 98L80 99V97H79ZM97 99H98V98H97ZM189 99H190V98H189ZM191 99H192V98H191ZM196 99H197V98H196ZM247 99H248V98H247ZM247 99L245 98V100H247ZM252 99H253V98H252ZM12 100H13V98H12ZM19 100H20V99H19ZM19 100H18V101H19ZM51 100H52V99H51ZM53 100H54V99H53ZM87 100H88V99H87ZM95 100H96V99H95ZM106 100H107V99H106ZM108 100H109V98H108ZM126 100H127V99H126ZM140 100H141V99H140ZM140 100H139V101H140ZM172 100H173V99H172ZM187 100H188V99H187ZM34 101L37 102V100H34ZM91 101H92V100H91ZM101 101H102V100H101ZM103 101H104V100H103ZM111 101H112V100H111ZM114 101H115V99H114ZM116 101H118L117 98H116ZM144 101H145V100H144ZM144 101H143V99H142V102H143L142 105L146 107L147 105H145ZM146 101H147V100H146ZM193 101H194V100H193ZM201 101H202V100H201ZM241 101H243V100H241ZM262 101H264V100H262ZM29 102H30V101H29ZM70 102H71V100H70ZM86 102H87V101H86ZM122 102H123V101H121V103H122ZM161 102H162V101H161ZM204 102H205V99H204ZM249 102H250V101H249ZM25 103H27V102H25ZM63 103H64V102H63ZM82 103H83V102H82ZM118 103H120V102H118ZM123 103H124V102H123ZM134 103H135V102H134ZM137 103H138V102H137ZM153 103H154V102H153ZM185 103H186V102H185ZM185 103H184V104H185ZM194 103H195V102H194ZM201 103H202V102H201ZM256 103H257V102H256ZM80 104H81V103H80ZM91 104H92V103H91ZM95 104H97V103H95ZM95 104H94V106H95ZM125 104H126V103H125ZM125 104H124V105H125ZM135 104H136V103H135ZM146 104H147V103H146ZM149 104L151 105V103H149ZM189 104H190V103H189ZM14 105H16V104H14ZM30 105H31V104H30ZM32 105H33V104H32ZM70 105H71V104H70ZM84 105H86V104H84ZM113 105H114V104H113ZM118 105H120V104H118ZM118 105H117V106H118ZM126 105H127V104H126ZM150 105H148L147 107H149ZM152 105H153V104H152ZM152 105H151V106H152ZM187 105H188V104H186V106H187ZM228 105H229V103H228ZM260 105H262V104H260ZM100 106H101V105H100ZM115 106H116V105H115ZM117 106H116V107H117ZM132 106H133V105H132ZM143 106H141V107H143ZM175 106H177V105H175ZM180 106H181V105H180ZM184 106H185V105H184ZM192 106H193V105H192ZM262 106H263V105H262ZM0 107H2V106H0ZM3 107H4V106H3ZM30 107H32V106H30ZM33 107H34V106H33ZM60 107H61V106H60ZM96 107H98V105H97ZM113 107H114V106H113ZM120 107H121V106H120ZM123 107H124V106H123ZM139 107H140V106H139ZM141 107H140V110H141ZM160 107H161V106H160ZM162 107H163V106H162ZM172 107H173V106H172ZM211 107H212V106H211ZM240 107H241V106H240ZM258 107H259V106H258ZM18 108H19V107H18ZM34 108H35V107H34ZM98 108H99V107H98ZM125 108H126V106H125ZM132 108H133V107H132ZM134 108H135V107H134ZM143 108H144V107H143ZM143 108H142V110H143ZM149 108H150V107H149ZM149 108H148V111H149ZM153 108H154V107H153ZM163 108H164V107H163ZM259 108H261V107H259ZM19 109H20V108H19ZM27 109H28V108H27ZM60 109H61V108H60ZM81 109H82V108H81ZM115 109H116V108H115ZM126 109H127V108H126ZM137 109H138V108H137ZM179 109H181V107H180ZM190 109H191V108H190ZM0 110H1V109H0ZM97 110H98V109H97ZM108 110H109V109H108ZM108 110H107V111H108ZM113 110H114V108H113ZM134 110H135V109H134ZM144 110H145V109H144ZM150 110H151V109H150ZM233 110H234V109H233ZM250 110H251V109H250ZM261 110H262V109H261ZM53 111H56V110H53ZM109 111H110V110H109ZM109 111H108V112H109ZM122 111H123V113H124V112H128V113L130 112V111H127V110H126V111L122 110ZM136 111H137V110H136ZM156 111H157V108H156ZM168 111H169V110H168ZM181 111H182V110H181ZM187 111H188V110H187ZM187 111H186V112H187ZM210 111H211V110H209V112H210ZM258 111H259V110H258ZM7 112H8V111H7ZM24 112H25V111H24ZM31 112H32V111H31ZM66 112H67V110H66ZM74 112H75V111H74ZM133 112H135V111H133ZM140 112H141V111H140ZM143 112H144V111H143ZM143 112H142V113H143ZM154 112H155V109H154ZM161 112H162V111H161ZM186 112H185V113H186ZM201 112H202V111H201ZM203 112H205V111H203ZM212 112H213V111H212ZM215 112H216V111H215ZM217 112H218V111H217ZM217 112H216V113H217ZM79 113H80V112H79ZM110 113H112V111H111ZM131 113H132V112H131ZM131 113H130V114H131ZM142 113H140V114H142ZM145 113H146V112H145ZM152 113H153V112H152ZM156 113H157V112H156ZM162 113H163V112H162ZM171 113H172V112H171ZM198 113H199V112H198ZM23 114H24V113H23ZM25 114H26V113H25ZM61 114H62V113H61ZM65 114H67V113H65ZM80 114H81V113H80ZM114 114H115V112H114ZM146 114L148 115V113H146ZM150 114H151V113H150ZM157 114H158V113H157ZM180 114H181V113H180ZM187 114H189V113H187ZM192 114H193V112L191 113V117H192ZM200 114H201V113H200ZM200 114H199V115H200ZM202 114H203V113H202ZM212 114H213V113H212ZM217 114H218V113H217ZM221 114H222V113H221ZM225 114H226V113H225ZM262 114H263V113H262ZM28 115H29V114H28ZM55 115H57V114H55ZM55 115H54V117H55ZM78 115H79V114H78ZM132 115L134 116L135 114H132ZM138 115H139V112H138ZM138 115H137V116H138ZM142 115H144V114H142ZM142 115H141V116H142ZM147 115H146V116H147ZM158 115H159V114H158ZM163 115H164V114H163ZM167 115H168V114H167ZM172 115H173V114H172ZM178 115H179V113H178ZM196 115H197V114H196ZM208 115H209V114H208ZM8 116H9V115H8ZM24 116H25V115H24ZM65 116H66V115H65ZM67 116H68V115H67ZM72 116H73V115H72ZM89 116H90V115H89ZM96 116H97V115H96ZM103 116H104V115H103ZM137 116H136V117H137ZM146 116H145V117H146ZM148 116H149V115H148ZM159 116L164 117V116H162V114H160ZM165 116H166V115H165ZM168 116H169V115H168ZM170 116H171V115H170ZM170 116H169V117H170ZM173 116H174V115H173ZM176 116H177V114L175 115V117H176ZM211 116H212V115H211ZM213 116H215V115L213 114ZM10 117H11V116H10ZM22 117H23V116H22ZM22 117H21V118H22ZM59 117H60V115H59ZM59 117H58V118H59ZM73 117H74V116H73ZM79 117H80V116H79ZM112 117H113V116H112ZM117 117H118V116H117ZM124 117H125V116H124ZM149 117H150V116H149ZM166 117H167V116H166ZM177 117H178V116H177ZM177 117H176V118H177ZM186 117H187V116H186ZM199 117H200V116H199ZM226 117H227V116H226ZM32 118H33V117H32ZM68 118H69V116H68ZM86 118H87V117H86ZM94 118H95V117H94ZM99 118H100V117H99ZM104 118H105V117H104ZM120 118H121V117H120ZM130 118H131V119H129V120L132 121V120H133V119H132V116H131ZM156 118H157V117H156ZM176 118H175V119H176ZM188 118H190V117H188ZM188 118H187V119H188ZM200 118H202V117H200ZM200 118H199V119H200ZM207 118H208V117H207ZM222 118H223V116H222ZM260 118H261V117H260ZM30 119H31V118H30ZM53 119H55V118H53ZM63 119H64V118H63ZM66 119H67V118H66ZM84 119H85V118H84ZM102 119H103V118H102ZM106 119H107V118H106ZM106 119H105V120H106ZM137 119H139V118H137ZM147 119H148V118H147ZM147 119H146V120H147ZM150 119H152V118H150ZM169 119H172V118H168V120H169ZM179 119H180V118H179ZM195 119H197V121H198V117H197V118L195 117ZM204 119H205V118H204ZM42 120H43V119H42ZM67 120H68V119H67ZM67 120H66V121H67ZM70 120L73 121L72 118H71ZM70 120H69V121H70ZM143 120H145V119L143 118ZM164 120H165V119H163V121H164ZM168 120H165V121H167V123H168V122H169ZM181 120H182V119H180V121H181ZM183 120H184V118H183ZM183 120H182V121H183ZM188 120H189V119H188ZM191 120H193V119H191ZM206 120H207V119H206ZM213 120H214V119H213ZM224 120H225V119H224ZM240 120H241V119H240ZM27 121H28V120H27ZM30 121H31V120H30ZM36 121H37V120H36ZM45 121H46V120H45ZM60 121H61V118H60ZM64 121H65V119H64ZM134 121H135V120H134ZM138 121H139V120H138ZM175 121H176V120L173 119V123H174ZM197 121H196V123H197ZM23 122H25V121H23ZM33 122H34V121H33ZM55 122H56V120H55ZM77 122H78V121H77ZM82 122H83V121H82ZM102 122H103V121H102ZM123 122H124V121H122V124H123ZM140 122H141V121H139L138 123H140ZM144 122H145V121H144ZM154 122L156 123V120L153 121V123H152V120H151V124H154ZM159 122H160V121H159ZM176 122H177V121H176ZM200 122H201V121H200ZM36 123H37V122H36ZM59 123H61V122H59ZM62 123H64V122H62ZM66 123H69V122H66ZM73 123H75V121H74ZM73 123H72V124H73ZM103 123H104V122H103ZM127 123H128V122H127ZM132 123H133V122H132ZM136 123H137V122L135 121V124H136ZM145 123L147 124V121H146ZM145 123H144V124H145ZM170 123H171V122H170ZM173 123H172V124H173ZM177 123H178V122H177ZM177 123H176V125H177ZM193 123H194V121H193ZM198 123H199V122H198ZM240 123H241V122H240ZM21 124H22V123H21ZM26 124H27V123H26ZM30 124H31V123H30ZM43 124H44V123H43ZM55 124H56V123H55ZM96 124H97V123H96ZM151 124H150V125H151ZM156 124H158V123H156ZM165 124H166V123H165ZM174 124H175V123H174ZM194 124H195V123H194ZM204 124H205V123H204ZM31 125H32V124H31ZM35 125H36V124H35ZM60 125H61V124H60ZM60 125H59V128H60ZM119 125H120V124H119ZM124 125L126 126L127 124H124ZM128 125H129V124H128ZM128 125H127V126H128ZM150 125H149V126H150ZM179 125H180V123H179ZM179 125H178V126H179ZM205 125H206V124H205ZM205 125H204V126H205ZM209 125H210V124H209ZM224 125H225V124H224ZM237 125H238V124H237ZM25 126H26V125H25ZM28 126H30V125H28ZM45 126H46V125H45ZM57 126H58V125H57ZM57 126H55V127L57 128ZM62 126H63V125H62ZM93 126H94V125H93ZM111 126H112V125H111ZM139 126H140V125H139ZM154 126H155V125H154ZM154 126H153V127H154ZM157 126H158V125H157ZM159 126H160V125H159ZM164 126H166V125H163L162 127H164ZM174 126H175V125H174ZM186 126H187V125H186ZM201 126H202V125H201ZM33 127H34V126H33ZM36 127H37V126H36ZM36 127H34V128H36ZM39 127H40V126H38V128H39ZM122 127H123V126H122ZM128 127L130 128V127H132V125H131V126H128ZM141 127H142V126H141ZM141 127H140V128H141ZM160 127H161V126H160ZM168 127H169V126H168ZM197 127H198V126H197ZM259 127H260V126H259ZM259 127H258V128H259ZM40 128H41V127H40ZM40 128H39V130H40ZM61 128H62V127H61ZM71 128H72V127H71ZM71 128H70V129H71ZM83 128H84V127H83ZM96 128H97V127H96ZM138 128H139V127H138ZM169 128H170V127H169ZM174 128H176V127H174ZM174 128H173V126H172V130H175ZM188 128H189V127H188ZM190 128H191V127H190ZM79 129H80V128H79ZM85 129H86V128H85ZM121 129L124 130V128H121ZM130 129H131V128H130ZM135 129H136V128H135ZM135 129H134V130H135ZM158 129H159V128H158ZM161 129H162V128H161ZM163 129H164V130H167V129H165V128H163ZM180 129H182V128H180ZM197 129H198V128H197ZM234 129H235V128H234ZM10 130H11V129H10ZM45 130H46V129H45ZM52 130H53V129H52ZM58 130H59V129H58ZM93 130H94V129H93ZM144 130H148V129L146 128V129H144ZM159 130H160V129H159ZM224 130H225V129H224ZM36 131H38V129H37ZM40 131H41V130H40ZM66 131H67V130H66ZM82 131H83V129H82ZM118 131H119V130H118ZM140 131H141V130H140ZM153 131H155L154 128H153ZM170 131H171V130H170ZM170 131H169L168 133H170ZM184 131H186L185 128H184ZM202 131H203V130H202ZM45 132H46V131H45ZM45 132H44V133H45ZM97 132H98V131H97ZM104 132H105V131H104ZM125 132H126V130H125ZM125 132H124V133H125ZM129 132H131V131H129ZM132 132H133V129H132ZM137 132H139V130H138ZM144 132H146V131H144ZM149 132H152V131H151V130L148 131L147 134H148ZM155 132H156V131H155ZM160 132H161V131H160ZM174 132H175V131H174ZM180 132H181V131H180ZM186 132H188V131H186ZM186 132H185V133H186ZM18 133H20V132H18ZM67 133H68V132H67ZM119 133H120V131H119ZM122 133H123V131H122ZM140 133L142 134L143 132H140ZM163 133H164V132H163ZM181 133H182V132H181ZM185 133H184V134H185ZM208 133H209V132H208ZM15 134H17V132H16ZM42 134H43V133H42ZM138 134H139V133H138ZM164 134H165V133H164ZM172 134H173V133H172ZM199 134H200V132H199ZM236 134H237V133H236ZM120 135H121V134H120ZM120 135H119V136H120ZM136 135H137V133H136ZM154 135H155V134H154ZM159 135H160V133H159ZM162 135H163V134H162ZM166 135H167V134H166ZM178 135H179V134H178ZM181 135H182V134H181ZM21 136H22V134H21ZM21 136H20V137H21ZM26 136H27V135H26ZM26 136H24V137H26ZM112 136H115V135H112ZM139 136H140V135H139ZM139 136H137V137H139ZM144 136H147V135H144ZM144 136H143V138H144ZM151 136H152V135H151ZM151 136H150V137H151ZM173 136H174V135H173ZM179 136H180V135H179ZM186 136H187V138H188V135H187V134H186ZM89 137H90V136H89ZM116 137H117V136H116ZM137 137H136V138H137ZM169 137H171V136H169ZM211 137H212V136H211ZM224 137H225V136H224ZM46 138H47V137H46ZM111 138H112V137H111ZM113 138H115V137H113ZM143 138H142V139H143ZM164 138H165V137H164ZM172 138H173V137H172ZM196 138H198V137H196ZM196 138H194V140H195ZM229 138H230V137H229ZM25 139H26V138H25ZM126 139H127V138H126ZM129 139H130V138H129ZM129 139H128V140H129ZM140 139H141V138H140ZM147 139H148V138H147ZM169 139H170V138H169ZM173 139H174V138H173ZM185 139H186V138H185ZM257 139H258V137H257ZM116 140H118V139H116ZM132 140H135V139L132 138V139H131V142H132ZM171 140H172V139H171ZM233 140H234V139H233ZM245 140H246V139H245ZM82 141H83V140H82ZM84 141H85V140H84ZM125 141H126V140H125ZM125 141H124V142H125ZM129 141H130V140H129ZM151 141H152V140H151ZM161 141H162V138H161ZM161 141H160V142H161ZM164 141H165V140H164ZM174 141H177V140H174ZM178 141H179V140H178ZM237 141H239V140L237 139ZM6 142H7V141H6ZM10 142H11V141H10ZM24 142H25V141H24ZM117 142H118V141H117ZM146 142H147V141H146ZM153 142H154V141H153ZM160 142H159V143H160ZM166 142H167V141H166ZM166 142H165V143H166ZM182 142H183V141H182ZM191 142H192V141H191ZM219 142H220V141H219ZM76 143H77V142H76ZM76 143H75V144H76ZM80 143H81V142H80ZM139 143H140V142H139ZM143 143H144V142H143ZM175 143H176V142H175ZM178 143H180V142H177L176 144H178ZM184 143H186V142H184ZM231 143H232V142H231ZM237 143H238V142H237ZM130 144H131V143H130ZM137 144H138V143H137ZM151 144H152V143H151ZM151 144H150V141H149V144H148L147 146H149V145H151ZM160 144H164V143L161 142ZM169 144H170V142H169ZM172 144H173V143H172ZM209 144H210V143H209ZM127 145H128V144H127ZM127 145H126V147H127ZM139 145H141V144H139ZM145 145H146V143H145ZM152 145H153V144H152ZM156 145H157V144H156ZM226 145H227V144H226ZM134 146H135V145H134ZM164 146H165V145H164ZM172 146H173V145H172ZM115 147H116V146H115ZM121 147H123V146H120V148H118V147H117V148H118V149H122ZM149 147H150V146H149ZM149 147H148V148H149ZM166 147H167V145H166ZM168 147H170V146H168ZM183 147H184V146H183ZM117 148L114 150V152L117 150ZM124 148H125V146H124ZM140 148H141V147H140ZM152 148H153V146H152ZM156 148H157V147H156ZM160 148H161V147H160ZM127 149H128V148H127ZM138 149H139V148H137V150H138ZM142 149H143V148H142ZM170 149H172V147H171ZM174 149H176V148L174 147ZM193 149H194V148H193ZM236 149H237V148H236ZM143 150H144V149H143ZM143 150H142V151H143ZM150 150H151V147H150ZM152 150H153V149H152ZM177 150H180V148H179V149L177 148ZM201 150H202V149H201ZM221 150H222V149H221ZM241 150H242V149H241ZM118 151H119V150H118ZM122 151H123V149H122ZM125 151H127V150L125 149ZM142 151H141V152H142ZM162 151H163V150H162ZM202 151H204V150H202ZM209 151H210V150H209ZM237 151H238V150H237ZM119 152H120V151H119ZM149 152H150V151H149ZM152 152H153V151H152ZM152 152H151V153H152ZM171 152H172V151H171ZM179 152H180V151H179ZM184 152H185V151H184ZM192 152H193V151H192ZM207 152H208V151H207ZM210 152H211V151H210ZM180 153H181V152H180ZM182 153H183V152H182ZM185 153H186V152H185ZM185 153H184V154H185ZM232 153H233V151H232ZM134 154H137V153H134ZM139 154H140V153H139ZM171 154H172V153H171ZM200 154H201V153H200ZM228 154H229V153H228ZM240 154H241V153H240ZM127 155H128V154H127ZM131 155H132V153H131ZM137 155H138V154H137ZM141 155H142V154H141ZM210 155H213V154H210ZM214 155H215V154H214ZM250 155H251V154H250ZM132 156H133V155H132ZM145 156H146V155H145ZM156 156H157V155H156ZM181 156H182V155H181ZM215 156H216V155H215ZM221 156H222V155H221ZM230 156H231V155H230ZM247 156H249V155H247ZM251 156H252V155H251ZM260 156H261V155H260ZM136 157H138V156H136ZM136 157H135V158H136ZM149 157H150V155H149ZM167 157H168V156H167ZM179 157H180V155H179ZM198 157H199V155H198ZM213 157H214V156H213ZM254 157H255V156H254ZM262 157H264V156H262ZM132 158H134V157H132ZM139 158H141V157H139ZM144 158H148V155H147L146 157H144ZM153 158H154V157H153ZM159 158H161V157H159ZM169 159H170V158H169ZM5 160H6V159H5ZM122 160H123V159H122ZM122 160H119V161H122ZM136 160L138 161V159H136ZM144 160H145V159H144ZM153 160H154V159H153ZM161 160H162V159H161ZM137 161H136V162H137ZM231 161H232V160H231ZM161 162H162V161H161ZM165 162H166V161H165ZM167 162L169 163V160H167ZM171 162H172V161H171ZM117 163H118V162H117ZM176 163H177V162H176ZM156 164H157V163H156ZM159 164H160V163H158V165H159ZM166 164H167V163H166ZM260 164H261V163H260ZM119 165H120V164H119ZM154 165H155V164H154ZM161 165H162V164H161ZM168 165L170 166V164H168ZM3 166H5V165H3ZM169 166H168V167H169ZM251 166H252V165H251ZM255 166H256V165H255ZM1 167H2V166H1ZM170 167H171V166H170ZM252 167H253V166H252ZM114 168H115V167H114ZM118 168H119V167H118ZM147 168H148V167H147ZM160 168H161V166H160ZM117 170H118V169H117ZM126 170H127V169H126ZM160 170H161V169H160ZM164 170H167V169H164ZM122 171H123V168H122ZM144 171H146V170H144ZM144 171H143V172H144ZM156 171H157V170H156ZM112 172H114V171H112ZM123 172H124V171H123ZM123 172H122V173H123ZM158 172H159V171H158ZM158 172H157V173H158ZM169 172H170V171H169ZM263 172H264V171H263ZM104 173H105V172H104ZM122 173H120V174H122ZM124 173H125V172H124ZM130 173H131V172H130ZM140 173H141V172H140ZM166 173H167V171H166ZM1 174H2V173H1ZM110 174L113 175V173H110ZM110 174H109V175H110ZM143 174H144V173H143ZM145 174H146V173H145ZM118 175H119V174H118ZM128 175H129V173H128ZM147 175H148V174H147ZM162 175H163V174H162ZM162 175H161V176H162ZM165 175H166V174H165ZM22 176H23V175H22ZM22 176H21V177H22ZM144 176H145V175H144ZM2 177H3V176H2ZM6 177H7V176H6ZM104 177H105V176H104ZM106 177L108 178V176H106ZM137 177H138V176H137ZM137 177H136V178H137ZM162 177H163V176H162ZM166 178H167V177H166ZM172 178H173V177H172ZM108 179H109V178H108ZM158 179H162V178H158ZM14 181H15V180H14ZM116 181H117V180H116ZM162 181H163V180H162ZM260 187H261V186H260ZM256 191H257V190H256ZM12 194H13V193H12ZM10 198H11V197H10ZM11 199H12V198H11ZM214 208H215V206H214ZM1 212H2V211H1ZM12 216H13V215H12ZM40 224H41V223H40ZM2 225H3V224H2ZM66 260H68V259H66ZM68 261H69V260H68Z\"/></svg>",
  "mask_w": 264,
  "mask_h": 264
}]
</instances>
